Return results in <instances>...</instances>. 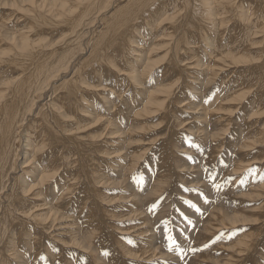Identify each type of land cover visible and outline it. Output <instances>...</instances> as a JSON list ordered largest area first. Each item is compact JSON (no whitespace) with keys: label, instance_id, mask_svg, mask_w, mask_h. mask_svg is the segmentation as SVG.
Returning a JSON list of instances; mask_svg holds the SVG:
<instances>
[{"label":"rangeland","instance_id":"1","mask_svg":"<svg viewBox=\"0 0 264 264\" xmlns=\"http://www.w3.org/2000/svg\"><path fill=\"white\" fill-rule=\"evenodd\" d=\"M78 1L59 0L69 7L81 6ZM119 1L101 3L94 25H85L88 32L83 26L86 33L78 29L83 34L77 38H70L61 16L53 20L57 10H43V23L22 34L30 17L0 8L6 17L0 21V91L11 88L16 78L15 84L22 81L27 59L44 58L33 55L34 49L40 53L50 45L56 57H68L62 61L66 66L61 63L44 78L49 80L44 89L26 98L32 110L12 144L16 152L0 199V232L11 228L7 238L0 235V264H264V1L218 0L220 8L232 7L216 14L214 0V23L204 19L201 26L204 34L213 28L210 39L216 45L200 43L202 37L192 29L191 44L180 48L188 67L182 76L170 66L174 31L185 14L174 2L133 36L124 49L132 51L128 63L113 44L106 48L117 54L110 58L118 77L107 80L102 72L98 79L88 77L99 73L100 65L94 69L92 63L100 56L91 51L103 24L127 3ZM136 54L142 55L138 62ZM71 80L78 85L68 98L63 93ZM152 92H161L155 95L158 103L147 105ZM52 105L69 139L74 135L82 143V153L58 140L39 145L42 150L31 158L27 144L38 148L44 127L30 129L41 108L49 106L38 125L52 120ZM27 156L37 170L25 187L21 168ZM56 159L54 168L44 167L46 160ZM30 186L36 187L26 192Z\"/></svg>","mask_w":264,"mask_h":264},{"label":"bare ground","instance_id":"2","mask_svg":"<svg viewBox=\"0 0 264 264\" xmlns=\"http://www.w3.org/2000/svg\"><path fill=\"white\" fill-rule=\"evenodd\" d=\"M66 2V0H64ZM71 1V0H69ZM100 0H79L78 2L81 3V6H78L76 5L73 6V7H69L70 4L68 5V3H60L59 0H5L2 2V0H0V8L2 6H8L11 10H13L12 8L16 9L19 14L20 13H24L26 14V16L30 17L29 20L30 22L27 23V26L20 30L22 32V34H24L26 31L32 29V28H35L36 27V24L38 23H43V17L41 16V13H43L46 8L49 9V11H55L57 10L55 16L57 17H54L53 20H57L59 18V16H61L63 18H61V23H62V26H67L68 27V31L70 33L69 36L70 38L71 37H75L77 38L78 35H82L83 33L80 31V30H84L85 32V29H83L86 24L87 25H94V23L96 22L95 20L98 18V15H99V12H100V9L102 8L101 6V3L105 2L102 1L101 3L98 4ZM124 0H122L121 2L119 1L118 3H121L123 2ZM127 3H125L123 6H120V7H117L116 10L114 11V13L111 15L110 19L107 21V23H104V27L99 30V36H96V37H99L97 40H95L94 42V46L92 48V51H91V55H97L98 57L100 56V59L99 61L100 62H93V68H97L99 67L100 65V68L97 69L96 71L99 72L98 74L95 73H90L89 75H87L88 77H92V78H96L98 79V75L100 74V72H102V74H104L106 76V79L109 80L111 78H113L114 76L118 77V71H119V68H117V65L114 61L113 58H110V54H115L116 52H119L118 54V57H123V58H126V63H128L129 61V53H132V51L130 52L129 49L127 50V53L124 52V49L126 48H129V45H130V42L132 41V38L134 35H137L136 33H138L140 30V28L142 27L143 31H145V29H148V26L150 27L152 25V23L154 22L153 18L154 17H161L160 16V13L162 11V14L163 12L165 11V9H169L171 8V6L177 4L178 8L182 6V8L185 10V14L183 16H180L179 20H181L180 24L177 26V28L175 29L174 31V36H175V40H174V46H175V49L173 50L175 55H174V63H171V68L172 70L175 72V73H179V75L182 76V74L186 73L184 71H187L188 67L186 66V64L182 63L184 60L182 59L181 60V56H184L182 55L183 52L180 50V48L184 47V49L186 48V46H188L189 44L191 43H188L189 40L192 38V35H199L202 37V40L200 43H203L205 42V44L208 46H215L216 42L214 43L213 42V39L211 41V33H209V31L213 30V28L211 30H209L210 28H208L206 30V33L208 34H204L205 30L202 28L201 26V21H204V19H208L209 21H214L215 19L214 18H211L212 15H214L215 11L214 9L212 8V3L214 2V0H126ZM243 1V0H242ZM244 1H251V0H244ZM264 1V0H263ZM68 2V0H67ZM175 2V4H174ZM200 4H198V3ZM215 2L217 3V13H219V11L221 10V12L223 11V9H228L230 10L231 9V3H227V4H224L222 8H220V2L218 0H215ZM227 2V1H226ZM236 2V1H235ZM255 2V1H254ZM70 3V2H69ZM120 4V5H121ZM242 4L244 5V2H242ZM252 4V3H251ZM255 4V3H254ZM72 5V4H71ZM242 5V6H243ZM239 6V5H238ZM95 7V8H94ZM176 7V6H175ZM250 7V6H249ZM8 8V9H9ZM92 8V9H91ZM237 8V7H236ZM239 8V7H238ZM11 10H8V11H11ZM174 10V9H173ZM252 10V9H251ZM1 11V10H0ZM15 13V10H13ZM61 11V13H60ZM95 12V14L93 15V13ZM231 11V10H230ZM104 12V11H103ZM224 12V11H223ZM75 13H78V14H75ZM226 13V12H225ZM161 14V15H162ZM179 14V13H178ZM227 14V13H226ZM244 14V13H243ZM167 14H164L162 16L163 17H166ZM1 16V15H0ZM242 17V16H241ZM245 17V15H244ZM6 17H3L1 16L0 17V21L5 19ZM222 18V17H221ZM103 19V18H102ZM141 19V20H140ZM149 21H148V20ZM168 19H172V18H168ZM105 20V18L103 19V21ZM141 21V22H140ZM106 22V21H105ZM148 22V23H147ZM211 22V23H212ZM245 22H246V19H245ZM179 23V22H178ZM214 23V22H213ZM13 24V23H12ZM15 24V23H14ZM56 24V23H55ZM207 24V23H206ZM16 25V24H15ZM102 25V26H103ZM224 25V24H223ZM87 27V28H90ZM159 26V24H158ZM18 27V26H17ZM66 27V28H67ZM205 27V26H204ZM208 27V25L206 26ZM210 27V26H209ZM223 27V26H222ZM21 28V27H20ZM19 28V29H20ZM65 28V27H64ZM86 28V26H85ZM86 28V29H87ZM220 28V27H218ZM80 29V30H78ZM194 29L195 30V34H192L190 31ZM240 29V28H239ZM245 29V28H244ZM241 30V29H240ZM67 31V30H66ZM65 31V32H66ZM87 32L89 31V29L86 30ZM171 31V30H170ZM86 33V32H85ZM170 33V32H169ZM67 34V33H66ZM165 34V33H164ZM246 34V32L244 33ZM15 36V35H14ZM14 36L11 40H15L14 39ZM26 36V35H25ZM8 37V36H7ZM167 37V36H166ZM171 37V36H170ZM196 37V36H195ZM200 37V39H201ZM231 37V36H230ZM241 37V36H240ZM213 38V37H212ZM232 38V37H231ZM236 38V37H235ZM68 39V37H67ZM174 38H172V41H173ZM238 39V38H237ZM25 40V39H24ZM61 40V39H60ZM66 40V39H65ZM70 40V39H69ZM68 40V41H69ZM72 40V39H71ZM75 40V39H74ZM79 40V39H78ZM78 40L76 42H78ZM170 40V39H169ZM242 40V39H241ZM29 41V40H28ZM30 42V41H29ZM55 43V42H54ZM65 44L67 42H64ZM197 43V42H196ZM222 43V42H221ZM244 43V42H243ZM60 44V43H59ZM114 45L115 48L117 49L116 52H114L113 50H109V49H106L108 48L109 46L111 45ZM204 44V43H203ZM26 45V44H25ZM32 45V44H31ZM75 45V44H74ZM28 46V45H27ZM73 46V45H71ZM140 46V45H139ZM138 48L140 50L143 49V47H139ZM205 46V45H204ZM220 46V45H218ZM51 47L50 45L47 46V48H45L42 52L39 53V50H35L34 49V52H33V55H37V54H41L44 58H39L38 56H33L34 59H27L26 62L30 63L28 64L26 67H23L22 68V71L24 73V75H22V81L18 84H15L16 79H14L11 84V88L8 87L9 89L7 90H1L0 91V199L2 198L1 196V193L2 191H5V187H3V183L8 181L7 178L9 176V170H8V167L10 164V161H12V151L13 153L16 152L14 150V147L12 148V144L15 145V143H17V139H18V129L20 127V125L23 123V121L27 120L25 119L24 117H26L27 113L31 112V108H32V105L31 103H27L26 102V98L27 96H31V93L32 92H37L39 89H44L46 86L45 84L49 81L48 80V77L46 79H44L47 75H51L49 72H52L53 69L55 68V70L59 69L60 67H62L63 65L66 66L63 62H65V58H68V57H56L57 53H55L54 50H50ZM53 47V46H52ZM55 47V45H54ZM53 47V48H54ZM66 47V46H65ZM68 47V46H67ZM145 47V46H144ZM190 47H192L190 45ZM195 47V46H193ZM110 48V47H109ZM137 48V47H136ZM68 50H72L70 48H67ZM139 49H137L136 51L133 50V52L135 51L136 52H139ZM190 49V48H189ZM194 49V48H193ZM58 50V49H57ZM56 50V51H57ZM152 50V48L150 49V51ZM60 51V50H59ZM110 51L112 53H110ZM182 52V53H179V52ZM204 51V50H203ZM1 52V51H0ZM70 52V51H68ZM198 52V50H197ZM196 52V53H197ZM31 53V52H30ZM65 53V51H64ZM187 53V52H186ZM70 54V58H71V53H68ZM188 54V53H187ZM191 54V52L189 53ZM32 55V54H30ZM65 55V54H64ZM137 55V54H136ZM69 56V55H68ZM96 56V57H97ZM117 54H115V58ZM130 56V55H129ZM138 56V59H136V61H140L142 59V55H137ZM212 56V55H211ZM133 57V56H132ZM188 57V56H187ZM197 57V56H196ZM95 58V57H94ZM123 58H122V61H123ZM97 59V61H98ZM135 59V58H134ZM95 60V59H94ZM63 61V62H62ZM125 61V60H124ZM178 61V62H176ZM194 61V64H197L199 63V61H195V59L193 60ZM192 61V62H193ZM85 62V61H84ZM87 62V61H86ZM61 63H63V65H61ZM134 63V62H133ZM119 64V63H118ZM125 64V63H124ZM184 64V65H183ZM128 65V64H126ZM125 65V66H126ZM69 66V64H68ZM145 66V65H144ZM199 66V65H198ZM128 67V66H127ZM136 67V66H135ZM187 67V69H186ZM196 67V66H195ZM85 68V67H84ZM91 68V67H90ZM130 69V68H129ZM87 71V70H86ZM89 71V70H88ZM77 72V71H76ZM49 73V74H48ZM132 73V72H131ZM130 73V74H131ZM88 74V73H87ZM129 74V73H128ZM52 76V75H51ZM100 76V75H99ZM127 76V75H126ZM264 76V75H263ZM189 76H187V79H188ZM101 78V77H100ZM127 78V77H126ZM130 78V77H128ZM131 78L133 80L137 82H139V79L136 75H132ZM264 78V77H263ZM76 79V78H75ZM105 79V81H106ZM101 80V79H100ZM99 80V81H100ZM93 81V80H92ZM125 81H128V79H125ZM264 81V80H263ZM77 82L78 81H73L71 80L68 84V86L66 85L67 88L64 89V96H71V93L74 92L77 88ZM130 82H132L130 80ZM76 83V85H75ZM87 83V82H86ZM100 83V82H98ZM129 83V82H128ZM255 83V82H254ZM258 83V82H257ZM85 84V83H83ZM171 84H174V83H171ZM81 85H82V82H81ZM95 86H97L96 84H94ZM137 85V84H136ZM140 85V84H139ZM185 85V84H184ZM187 85V84H186ZM92 86V85H91ZM241 86V85H240ZM64 87V86H63ZM84 87V86H82ZM173 87V86H172ZM80 88V87H79ZM85 88V87H84ZM165 88V87H164ZM244 88V87H242ZM89 89V88H88ZM103 89V87H102ZM138 89V88H137ZM161 89V88H160ZM160 89H157V90H160ZM163 90V89H162ZM263 90V88H262ZM243 91V90H242ZM164 92V90L162 91ZM77 93V92H76ZM92 95H96L98 94L97 93V90H93L91 91ZM90 93V94H91ZM161 92H158L157 94L155 92H152L151 94L149 93L147 96L148 101L147 102V105L148 103L152 104V103H158V99L156 98L157 96L155 95H158L160 94ZM62 94V96H63ZM78 94V93H77ZM141 94V93H139ZM87 95V94H86ZM84 95V96H86ZM73 96V95H72ZM98 96V95H97ZM144 96H140V98L144 99L143 98ZM229 97V96H228ZM30 98V97H29ZM52 98V97H51ZM50 98V99H51ZM77 98V96H76ZM63 99V98H62ZM65 99V98H64ZM85 99V98H84ZM146 99V98H145ZM229 99H232L231 96L229 97ZM75 100V99H74ZM96 100L99 101V98L96 97ZM33 101V100H32ZM58 102V101H57ZM90 101L87 100V103H89ZM101 102V101H100ZM49 103V102H48ZM65 103V102H63ZM81 105V104H80ZM57 106V105H56ZM49 106L47 107H44V108H41L40 112H39V120H35L37 122H39L40 120H42V117L46 114V110ZM55 106H51V109H50V118L52 120L49 121V117H48V120H47V123H44V125H41L36 122L35 124H32L33 126L36 125L38 130L40 127H44L41 134H42V137L39 138L38 140V148H33V147H30L31 145H29V143L31 142H28L27 146H28V150L29 148L31 152L29 155H32L30 156L31 158L34 157V151H40L41 147H43V145L45 144H52V143H55L56 141H66L68 143H72L75 147V149L77 148L78 150L81 148L82 146V143L81 142H77V140L75 138H72L69 139V136L67 135V128L66 129H63L61 128V124H60V120L61 118L59 117V114H55V108H53ZM102 107V106H101ZM103 108V107H102ZM144 108H145V105H144ZM146 109V108H145ZM145 109L143 110L145 112ZM86 111V110H85ZM80 112V111H79ZM124 114V113H123ZM28 116V115H27ZM63 116V115H62ZM37 117V116H36ZM35 117V118H36ZM66 117V116H65ZM138 117V116H137ZM97 119H100V118H97ZM43 121V120H42ZM46 121V120H45ZM74 121V120H73ZM32 126V129L30 130H33L35 129V126L33 127ZM67 126V125H66ZM65 127V126H64ZM67 131V132H66ZM36 133V131H35ZM113 133V132H112ZM40 134V135H41ZM29 135V134H28ZM36 135H38V133H36ZM69 135H70V132H69ZM26 136V135H25ZM30 136V135H29ZM68 136V137H66ZM75 137V136H74ZM29 139V137H28ZM38 139V138H36ZM37 144H35L36 146ZM39 145H41L40 149H39ZM63 145V144H62ZM67 145V144H66ZM48 145H46V148H47ZM61 148V147H60ZM13 149V150H11ZM42 150V149H41ZM83 150V147L79 150V152H81ZM51 151V150H50ZM61 151V150H60ZM75 152H78L77 150ZM82 153V152H81ZM51 154V153H50ZM39 155V154H37ZM55 155V154H54ZM80 155V154H79ZM26 156V155H25ZM41 156H42V153H41ZM51 156V155H50ZM63 156V155H61ZM65 156V155H64ZM73 156V155H72ZM30 157H26V164H24V166L26 167H22L21 169H23L22 171L23 172H26V175H25V179L23 178V182L24 180H26L24 183V186H28L32 181H34L36 179V177H34V174H33V171L35 173V169L37 170V168L34 167V165L31 164V160H30ZM36 157V155H35ZM39 157V156H38ZM53 157V156H51ZM29 158V160H28ZM67 158V157H65ZM65 158H62V160L65 162ZM16 159V158H15ZM14 159V160H15ZM53 159V158H52ZM51 159V160H52ZM69 159V158H67ZM60 160V161H62ZM76 160V159H75ZM42 161V160H41ZM57 159L56 160H53V161H49V160H46L44 162L45 164V168L49 165V168H54V164L52 163H56ZM35 162V161H34ZM33 162V163H34ZM31 167H30V165ZM41 164V163H39ZM58 164V163H57ZM60 164V163H59ZM14 164H12L13 166ZM23 165V164H22ZM64 165V164H63ZM41 166V165H40ZM66 166V165H65ZM74 166V165H73ZM15 167V166H14ZM58 167V166H57ZM68 167V166H67ZM59 168V167H58ZM57 168V172L60 171V169ZM62 168V167H61ZM64 168V167H63ZM86 168V167H85ZM20 169V170H21ZM45 170V169H44ZM63 170V169H62ZM96 170V168H95ZM9 171V172H8ZM51 171V170H50ZM43 172V170H42ZM46 171H44L45 173ZM166 172V171H165ZM9 173V174H8ZM42 173V174H44ZM47 173V172H46ZM49 173V172H48ZM47 173V174H48ZM61 173V172H60ZM91 173H92V170L90 171V173L88 174L89 177H91ZM25 174V173H24ZM51 174V173H49ZM65 174V173H64ZM68 174V173H67ZM8 175V176H7ZM61 175V174H60ZM23 176V175H22ZM21 176V177H22ZM49 176V175H48ZM34 177V178H33ZM64 177V176H62ZM68 177V176H67ZM70 177V176H69ZM20 178V177H18ZM17 178V179H18ZM39 178V177H38ZM43 178V176H42ZM45 178V177H44ZM49 178V177H48ZM41 179V178H40ZM46 179V178H45ZM52 179H54V175L52 177ZM51 179V180H52ZM61 179V178H60ZM6 180V181H4ZM21 181V179H18ZM39 180V179H38ZM42 180V179H41ZM40 180V181H41ZM55 180V179H54ZM58 180V179H57ZM62 181V180H61ZM42 183H46L41 181ZM93 182V181H92ZM9 183V182H8ZM7 183V184H8ZM35 183V182H33ZM60 183V182H59ZM57 184V182H56ZM89 184V182H88ZM236 184V183H235ZM16 185V184H15ZM36 185V184H35ZM58 185V184H57ZM42 186V185H41ZM65 186V185H64ZM36 186H30V187H27L28 190H26V192H33V189L35 188ZM39 187V185H38ZM66 187V186H65ZM57 188V186H56ZM59 190V189H58ZM65 190V189H64ZM63 190V191H64ZM88 190V189H87ZM62 191V190H61ZM62 191V192H63ZM36 193V192H35ZM35 193H32L33 194V198H35L34 196H36L37 194ZM41 193V192H39ZM56 193H59L60 192H57L56 190ZM65 193V191L63 192ZM52 195V194H51ZM63 195V194H62ZM60 194V196H62ZM4 196V195H3ZM28 196V195H27ZM31 196V195H30ZM38 196V195H37ZM36 196V197H37ZM65 196V195H63ZM96 196V195H95ZM30 199H32L30 197ZM6 200V199H5ZM38 200V199H37ZM13 201V200H12ZM39 202V201H38ZM16 208V207H14ZM17 209V208H16ZM42 217L46 218L48 217V215H42L40 216V218L42 219ZM5 218V217H4ZM2 219H0V224H2ZM22 223H24V221L22 220ZM21 223V224H22ZM8 227V226H7ZM11 228L8 227V229H6L5 227H2V230L0 232V235L2 234L3 237L5 236L7 238V236L9 235V232H10ZM25 230V229H24ZM27 231V230H26ZM26 234H25V231H22V236L24 237ZM5 238V239H6ZM25 238V237H24Z\"/></svg>","mask_w":264,"mask_h":264},{"label":"snow or ice","instance_id":"3","mask_svg":"<svg viewBox=\"0 0 264 264\" xmlns=\"http://www.w3.org/2000/svg\"><path fill=\"white\" fill-rule=\"evenodd\" d=\"M209 179H214V177H212L211 175H209ZM186 191H192V189H186ZM186 203H188L189 207H195V205H193L190 201H186ZM155 206L156 205L154 204L153 207H155ZM197 211H198V209H197ZM185 219H187V217H185ZM170 239H172V238L170 237ZM173 242H175V241L173 240Z\"/></svg>","mask_w":264,"mask_h":264}]
</instances>
